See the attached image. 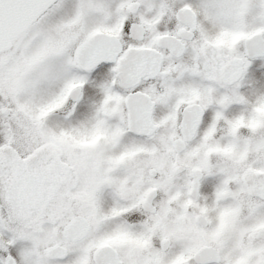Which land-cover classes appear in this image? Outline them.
<instances>
[{
	"label": "snow or ice",
	"instance_id": "snow-or-ice-1",
	"mask_svg": "<svg viewBox=\"0 0 264 264\" xmlns=\"http://www.w3.org/2000/svg\"><path fill=\"white\" fill-rule=\"evenodd\" d=\"M0 264H264V0H0Z\"/></svg>",
	"mask_w": 264,
	"mask_h": 264
}]
</instances>
